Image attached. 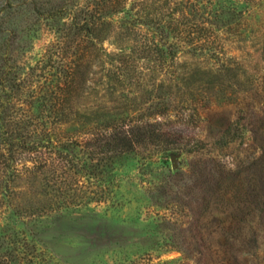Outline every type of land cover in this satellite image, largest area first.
<instances>
[{
    "label": "trees",
    "instance_id": "obj_1",
    "mask_svg": "<svg viewBox=\"0 0 264 264\" xmlns=\"http://www.w3.org/2000/svg\"><path fill=\"white\" fill-rule=\"evenodd\" d=\"M195 8L194 0H53L49 7L39 0H9L0 14V141L7 174L1 200L8 204L12 178L35 179L40 171L49 178L57 173L65 177L71 169L85 177L90 163L97 162V169L105 172L126 155L142 158V169L169 178L171 171L162 158H153L160 147L167 151L174 144L168 126H186L194 116L174 120L177 115L172 114L180 104H194L200 120L204 100L205 121L212 126L210 147L221 155L203 156L189 164L195 180L185 187L186 198L178 202L188 221L171 225L178 233L170 240L171 248L181 257L165 264H263L258 248L251 244L264 233V193L260 192L264 145H258L264 144V74L238 98L236 106L245 122L241 128L239 122L233 128L231 115L218 114L216 107L229 101L227 95L179 102L177 95L187 88L181 87V74L173 71L178 61H218L225 77L236 72L235 58L225 47L232 20L217 10L206 16ZM51 25L55 41L41 61H7L15 43L12 35ZM157 75L158 84L149 83ZM139 96H148L150 102L141 104ZM240 129L239 137L248 149L238 160L229 137ZM200 150L196 152L203 154ZM58 161L63 164L60 168L55 165ZM67 192L65 187L61 191V207L78 203L79 197L75 201ZM246 196L252 200L248 202ZM232 200L242 208L232 219L228 258L218 261L204 238L201 221L214 203ZM8 207L0 224V264H52L55 258L45 253L41 239L19 229L43 213L31 209L20 217ZM245 246L252 247L249 255H244ZM137 262L129 264H142Z\"/></svg>",
    "mask_w": 264,
    "mask_h": 264
},
{
    "label": "rangeland",
    "instance_id": "obj_2",
    "mask_svg": "<svg viewBox=\"0 0 264 264\" xmlns=\"http://www.w3.org/2000/svg\"><path fill=\"white\" fill-rule=\"evenodd\" d=\"M39 1L44 2L47 7L53 2ZM8 3L9 0H0V14ZM194 5V12L197 10L199 14L210 16L217 10L218 14L228 15L232 20L225 35V47L228 56L235 58L232 64H236V72L225 77L220 72L222 64L218 61H178L173 71L181 74V87L184 86L187 90H183L185 93L182 95L178 94L177 100L187 103L193 97L217 96L221 99L227 95L229 101L216 107L219 108L218 114L222 118L231 115L230 124H234L233 128H238L236 122L241 123V128L245 122L236 106L238 98L253 89V81L264 74V0H194ZM188 10L186 8L187 13ZM40 29L35 26L28 32L18 31L12 35L11 39L14 38L15 43L9 47L7 61H41L46 55L45 49L55 41L56 34L53 25L42 26ZM2 41L0 39V45ZM44 60L47 61L45 58ZM159 78L157 75L148 81L157 83ZM140 98L141 104L150 102L148 96ZM200 102L202 110L199 112L203 115L200 120L195 116L197 111L194 104L179 105L178 111L172 114L177 115L174 120L194 116L189 124L185 123L186 126L180 127L176 123L168 126L174 132V136L169 139L174 144L167 146V151L160 147V154H155L153 158H162L167 171H171L169 178L165 177L166 173L160 175L159 172L142 169V158L136 155H126L114 160L110 163L111 168L105 172L103 168L97 169V162L90 163L92 168L85 177L74 175V170L71 169L65 177L57 173L49 178L47 173L40 171L35 179L12 178L10 189L7 190L8 204L0 196V224H4L3 213L9 209V204L20 217H26L31 209L41 211L43 214L35 218L34 223L20 224L19 229L41 239L45 253L55 258L52 264H129L130 261L165 264L179 259L181 254L171 248L170 240L175 239L178 234L171 225L188 221L185 218L186 212L178 206V202L186 198L183 197L185 187L195 180L189 173V164L203 156L221 155L210 147L214 144L208 140L212 126L205 121V101ZM240 133L242 135V129L236 136L229 137L234 147L233 154L238 160L245 157L244 153H240L248 149L247 143H243L246 141L239 137ZM243 138L247 140L246 137ZM258 145L262 147L264 144L260 141ZM190 150L195 152L186 154ZM3 153L4 146L0 141V192L4 191L7 184V174L4 171L6 164L2 163L1 157ZM175 161L178 162L176 169L173 167ZM55 165L60 168L63 164L58 161ZM20 167L22 164L19 169ZM64 187L75 201L78 199L76 196L79 197L78 203L60 206ZM260 189L264 193V179ZM246 198L249 199L248 202L252 200V196ZM66 200L70 201L68 198L65 202ZM50 206L51 211L43 210ZM240 208L242 204L235 200L224 205L214 203L201 221L204 238L218 261L228 258L227 237L232 219ZM256 224L257 220L254 226ZM262 235L251 245L258 248L255 251L264 262V233ZM242 249L245 251L244 255L253 251L248 246Z\"/></svg>",
    "mask_w": 264,
    "mask_h": 264
},
{
    "label": "water",
    "instance_id": "obj_3",
    "mask_svg": "<svg viewBox=\"0 0 264 264\" xmlns=\"http://www.w3.org/2000/svg\"><path fill=\"white\" fill-rule=\"evenodd\" d=\"M173 167H174L175 169L178 167V162H177V161L174 162Z\"/></svg>",
    "mask_w": 264,
    "mask_h": 264
}]
</instances>
